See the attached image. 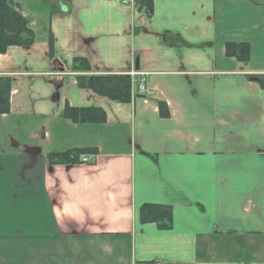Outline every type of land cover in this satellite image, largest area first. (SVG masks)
<instances>
[{"label":"crops","instance_id":"crops-1","mask_svg":"<svg viewBox=\"0 0 264 264\" xmlns=\"http://www.w3.org/2000/svg\"><path fill=\"white\" fill-rule=\"evenodd\" d=\"M14 4L34 43L0 55V264H264V0ZM75 58L88 76L144 75L148 96L137 79L125 104L79 88ZM66 106L105 122L62 119ZM76 150L95 163L47 160ZM144 204L171 207V229L141 224Z\"/></svg>","mask_w":264,"mask_h":264},{"label":"trees","instance_id":"trees-1","mask_svg":"<svg viewBox=\"0 0 264 264\" xmlns=\"http://www.w3.org/2000/svg\"><path fill=\"white\" fill-rule=\"evenodd\" d=\"M152 0H137L136 8L151 14ZM34 43V36L30 29V23L17 10L14 0H0V55L6 53L10 47L28 48ZM50 55L53 52V40H49ZM225 55L235 58L238 63L244 65L249 60V46L247 44L227 43ZM73 70L83 73L76 78L77 85L81 89H88L93 94L106 98L116 103H129L131 101L130 80L127 76L94 75L88 76L90 66L83 58H75ZM86 74V75H85ZM261 88L264 89V77L255 78ZM11 78L0 77V115L9 113V98ZM159 117L169 118V111L164 102H156ZM61 118L73 123H97L105 122V113L99 109L83 108L72 109L66 106L61 113ZM96 155L95 150H76L64 154H50L47 160L51 165L74 164L81 155ZM139 221L141 224H154L159 230L167 231L172 226V210L169 206L144 204L139 209Z\"/></svg>","mask_w":264,"mask_h":264},{"label":"built area","instance_id":"built-area-1","mask_svg":"<svg viewBox=\"0 0 264 264\" xmlns=\"http://www.w3.org/2000/svg\"><path fill=\"white\" fill-rule=\"evenodd\" d=\"M120 2H121V5L128 7V8H132L134 6L135 0H120ZM129 76L131 77V79H134L137 75L134 73H131L129 74ZM136 89H137V94L148 95L147 88H146V85L143 79L140 80ZM79 162L81 164L91 165L95 162V156L82 157L79 159Z\"/></svg>","mask_w":264,"mask_h":264},{"label":"water","instance_id":"water-1","mask_svg":"<svg viewBox=\"0 0 264 264\" xmlns=\"http://www.w3.org/2000/svg\"><path fill=\"white\" fill-rule=\"evenodd\" d=\"M136 69H137V66H136Z\"/></svg>","mask_w":264,"mask_h":264}]
</instances>
